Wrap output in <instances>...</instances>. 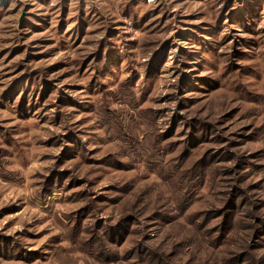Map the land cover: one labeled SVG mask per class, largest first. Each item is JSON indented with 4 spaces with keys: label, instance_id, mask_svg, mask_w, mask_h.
<instances>
[{
    "label": "rangeland",
    "instance_id": "obj_1",
    "mask_svg": "<svg viewBox=\"0 0 264 264\" xmlns=\"http://www.w3.org/2000/svg\"><path fill=\"white\" fill-rule=\"evenodd\" d=\"M130 263L264 264V0H0V264Z\"/></svg>",
    "mask_w": 264,
    "mask_h": 264
},
{
    "label": "trees",
    "instance_id": "obj_2",
    "mask_svg": "<svg viewBox=\"0 0 264 264\" xmlns=\"http://www.w3.org/2000/svg\"><path fill=\"white\" fill-rule=\"evenodd\" d=\"M52 185H57V183H52ZM226 208H227V205L224 207V208H222V209H219V210H216V213L217 214H223V210H226ZM125 223L127 222V221H124ZM124 223V224H125ZM223 227H224V231L223 232H220V237L219 238H222V237H224V235L226 234V230H228V229H225L226 227L223 225ZM121 228V227H120ZM117 229V230H111V231H109L108 233H107V237L109 238V241L111 242V243H118V238H121L122 239V230L121 229ZM89 238H93V236L91 235V236H89ZM125 237L123 238V242L125 241ZM122 244V243H121ZM108 253L110 254V252H105V251H103L102 253H100L99 255V257L101 258V259H104L105 257H108ZM134 254H135V248L131 251V253H130V255H128V257L127 258H124V257H119V255L117 256V257H115L113 254L111 255V256H109L108 258H109V260H111V261H116V260H119L120 258H122L123 260H125L126 262H129L128 261V259H130V258H133V256H134ZM131 264V263H130Z\"/></svg>",
    "mask_w": 264,
    "mask_h": 264
}]
</instances>
